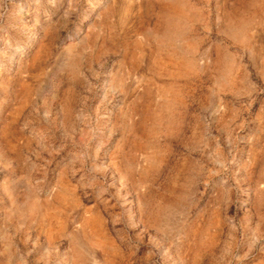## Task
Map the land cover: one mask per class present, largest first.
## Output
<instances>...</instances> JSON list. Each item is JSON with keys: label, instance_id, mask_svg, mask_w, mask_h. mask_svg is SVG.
Instances as JSON below:
<instances>
[{"label": "rangeland", "instance_id": "374dc122", "mask_svg": "<svg viewBox=\"0 0 264 264\" xmlns=\"http://www.w3.org/2000/svg\"><path fill=\"white\" fill-rule=\"evenodd\" d=\"M0 264H264V0H0Z\"/></svg>", "mask_w": 264, "mask_h": 264}]
</instances>
